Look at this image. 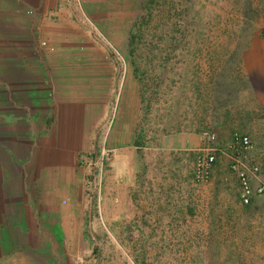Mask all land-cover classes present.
Returning <instances> with one entry per match:
<instances>
[{"label":"rangeland","instance_id":"rangeland-1","mask_svg":"<svg viewBox=\"0 0 264 264\" xmlns=\"http://www.w3.org/2000/svg\"><path fill=\"white\" fill-rule=\"evenodd\" d=\"M74 4L79 14L71 17L99 53L81 60L84 74L93 71L89 78L108 89L93 129L99 143L93 140L84 156L90 163L82 162L90 168L83 175L86 211L77 221L82 234L71 238L68 252L50 243L40 248L43 235L30 237L29 249L28 237L16 236L8 214L0 216V264H264L233 263L250 255L251 243L244 242L255 232L252 219L231 216L264 211L255 199L238 202L233 167L236 159L247 164L264 153V141L252 137L250 79L241 60L255 37L264 38V0H126L118 6L129 11L114 22L121 26L103 30L82 0ZM115 124L121 130L114 132ZM242 135L251 139L248 148L240 144ZM112 143L136 148L132 203L114 206L108 194ZM207 152L214 160L207 180H198L195 161ZM99 195L105 203L98 205ZM194 211L195 220L171 219L172 213ZM222 247L230 263H222Z\"/></svg>","mask_w":264,"mask_h":264},{"label":"crops","instance_id":"crops-1","mask_svg":"<svg viewBox=\"0 0 264 264\" xmlns=\"http://www.w3.org/2000/svg\"><path fill=\"white\" fill-rule=\"evenodd\" d=\"M113 1L82 0V4L103 30L121 26L114 24L122 20L118 14L129 11L118 6L126 0ZM75 8L77 11L68 0H0V216L4 220L8 214L16 236L28 237V247H32L30 237L43 235L45 244L33 239V248L50 243L67 252L71 238L82 234L77 221L86 211L83 175L90 168L82 165L81 157L90 152L93 140L97 146L93 129L107 106L108 91L103 80L96 83L89 78L93 71L84 74L81 60L96 58L99 53L71 17L79 14ZM42 41L47 47L40 44ZM241 60L250 79L252 137L264 141V38L255 37ZM116 124L114 132L121 130ZM116 145L107 173L114 206L116 201L132 203L131 168L136 149ZM255 157L246 164L252 185L264 182V153ZM145 164L153 165L147 160ZM255 165L259 167L256 173L251 171ZM254 199V206L264 203V195H255L251 201ZM94 200L98 205L101 200L105 203L101 195ZM94 204L91 200L90 206L96 207ZM178 213H172L171 219L177 215L182 220H195L199 215L197 211ZM202 215L208 219L211 214ZM231 216L252 219L255 232L252 240L244 242L251 243L250 255L233 263H264V211ZM222 251V263H230L227 248L222 247Z\"/></svg>","mask_w":264,"mask_h":264},{"label":"built area","instance_id":"built-area-1","mask_svg":"<svg viewBox=\"0 0 264 264\" xmlns=\"http://www.w3.org/2000/svg\"><path fill=\"white\" fill-rule=\"evenodd\" d=\"M75 3H79V0H73ZM73 2V4H74ZM76 7L77 5L74 4ZM78 8V7H77ZM97 31V29H96ZM44 45L45 42H42ZM207 137L210 139L214 138L213 134H207ZM240 144L244 148H248L251 144V139L247 135H242L240 137ZM101 155L105 156L106 159H108L109 153L104 148L101 149ZM214 160L213 153H205V154H199L195 161V169H196V178L198 180H207L208 178V169L210 165L212 164ZM82 162L90 163V158H85L84 156L81 157ZM233 167L237 170V175L239 179L240 184V197L242 203L246 204L249 203L255 195H264V182L258 183L256 185H252V177L251 174H249L248 167L242 160L236 159ZM259 167L257 165L253 166L251 168V171L256 173L258 172Z\"/></svg>","mask_w":264,"mask_h":264}]
</instances>
